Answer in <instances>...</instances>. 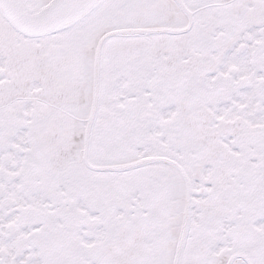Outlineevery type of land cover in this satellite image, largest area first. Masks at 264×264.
Here are the masks:
<instances>
[{
	"label": "snow or ice",
	"instance_id": "obj_1",
	"mask_svg": "<svg viewBox=\"0 0 264 264\" xmlns=\"http://www.w3.org/2000/svg\"><path fill=\"white\" fill-rule=\"evenodd\" d=\"M0 264H264V0H0Z\"/></svg>",
	"mask_w": 264,
	"mask_h": 264
}]
</instances>
